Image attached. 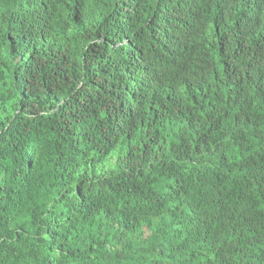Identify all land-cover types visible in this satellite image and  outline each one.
Wrapping results in <instances>:
<instances>
[{
	"label": "trees",
	"instance_id": "1",
	"mask_svg": "<svg viewBox=\"0 0 264 264\" xmlns=\"http://www.w3.org/2000/svg\"><path fill=\"white\" fill-rule=\"evenodd\" d=\"M0 264H264V0H0Z\"/></svg>",
	"mask_w": 264,
	"mask_h": 264
}]
</instances>
